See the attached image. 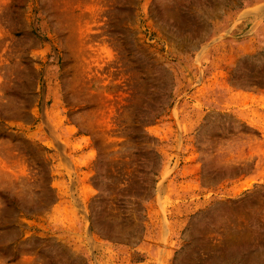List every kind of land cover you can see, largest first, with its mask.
Instances as JSON below:
<instances>
[{"label": "rangeland", "instance_id": "1", "mask_svg": "<svg viewBox=\"0 0 264 264\" xmlns=\"http://www.w3.org/2000/svg\"><path fill=\"white\" fill-rule=\"evenodd\" d=\"M0 264H264V0H0Z\"/></svg>", "mask_w": 264, "mask_h": 264}]
</instances>
